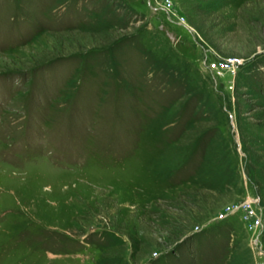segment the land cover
<instances>
[{
  "label": "rangeland",
  "instance_id": "1",
  "mask_svg": "<svg viewBox=\"0 0 264 264\" xmlns=\"http://www.w3.org/2000/svg\"><path fill=\"white\" fill-rule=\"evenodd\" d=\"M0 264H264V0H0Z\"/></svg>",
  "mask_w": 264,
  "mask_h": 264
},
{
  "label": "built area",
  "instance_id": "2",
  "mask_svg": "<svg viewBox=\"0 0 264 264\" xmlns=\"http://www.w3.org/2000/svg\"><path fill=\"white\" fill-rule=\"evenodd\" d=\"M238 63L240 64V62H236V60H229L226 63H222L221 65H225V66H227L229 68H232V70L235 72L236 66L238 65ZM219 65L220 64H217V63L213 64V69L212 70L219 72V70H218V66Z\"/></svg>",
  "mask_w": 264,
  "mask_h": 264
}]
</instances>
